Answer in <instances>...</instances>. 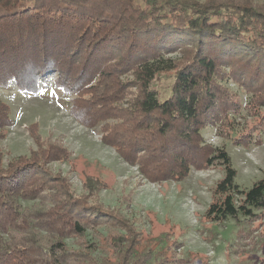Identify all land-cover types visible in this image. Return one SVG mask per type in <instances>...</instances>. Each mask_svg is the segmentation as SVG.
I'll return each mask as SVG.
<instances>
[{"label": "trees", "instance_id": "obj_1", "mask_svg": "<svg viewBox=\"0 0 264 264\" xmlns=\"http://www.w3.org/2000/svg\"><path fill=\"white\" fill-rule=\"evenodd\" d=\"M177 51L182 61L168 55ZM171 71L170 93L161 99L152 85ZM64 73L65 83L55 81L72 96L69 115L86 128L100 126L101 142L146 181L179 182L191 170L220 167L204 218L221 224L264 214V171L241 189L227 152L202 137L214 124L220 136L228 126L225 137L235 145L260 141L264 114L242 139L222 118L231 94L219 83L253 90L250 106L257 117L264 112V7L237 0H0V88L12 82L37 94L47 77ZM8 114L0 101V140L12 124ZM233 114L240 116L241 107ZM35 130L37 149L13 159L4 173L0 168V264L87 262L65 241L112 217L87 203L96 179L88 178L86 195L76 196L50 174L46 165L68 152L44 146Z\"/></svg>", "mask_w": 264, "mask_h": 264}, {"label": "rangeland", "instance_id": "obj_2", "mask_svg": "<svg viewBox=\"0 0 264 264\" xmlns=\"http://www.w3.org/2000/svg\"><path fill=\"white\" fill-rule=\"evenodd\" d=\"M237 1L264 7V0ZM168 55L178 61L184 58L179 51ZM174 73L156 77L152 86L159 98L169 95ZM57 77L65 83V73L47 77L37 94L20 92L12 82L0 88V101L7 105L12 121L0 140V168L4 173L13 159L29 156L37 149L31 133L34 125V133L44 146L56 143L68 152L66 160L46 165L51 175L61 176L76 196L86 195L84 182L88 178L97 180L96 194L90 195L87 203L110 214L113 223L94 224L84 236L68 238L67 249L88 259L65 264H138L140 260H147V264H264V214L250 221L228 219L221 224L204 218L215 184L223 177L220 167L191 170L179 182L146 181L137 167L125 163L113 148L101 142L100 126L86 128L69 115L72 96L57 88ZM219 87L231 94L222 118L232 120L235 131L246 138L264 114L260 111L257 117L250 106L253 90L232 80L219 83ZM237 106L241 107L240 116L233 114ZM223 128L220 136L214 124L206 126L203 140L213 148H224L236 171L235 183L248 189L263 175L264 129L258 143L238 146L225 137L229 127ZM20 203L24 207L32 204Z\"/></svg>", "mask_w": 264, "mask_h": 264}]
</instances>
